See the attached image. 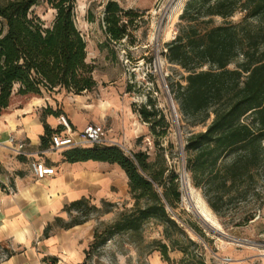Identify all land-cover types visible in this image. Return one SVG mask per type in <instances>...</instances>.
Here are the masks:
<instances>
[{
	"label": "trees",
	"instance_id": "16d2710c",
	"mask_svg": "<svg viewBox=\"0 0 264 264\" xmlns=\"http://www.w3.org/2000/svg\"><path fill=\"white\" fill-rule=\"evenodd\" d=\"M76 2L0 0V116L14 99L60 89L81 94L96 88L95 66L87 60V41L76 24ZM41 3L55 11L50 24L35 10ZM238 11L244 13L242 20L231 21ZM143 16L117 0H107L100 24L109 40L120 43L130 37ZM217 17L223 22L215 23ZM87 20H96L91 6ZM165 49L166 59L185 72L182 79L169 82L181 121L188 127H205L189 131L186 137V168L193 184L219 213L220 202L242 193L264 164V0H188L179 15L178 33L165 43ZM132 108L149 124L159 146L160 138L170 133L171 121L151 97L145 104L133 103ZM62 112L60 108L44 109L43 147L49 146L57 131L46 116ZM160 149L153 161L146 151L130 155L115 145L73 147L63 152L65 160L72 163L93 160L118 164L128 178L133 199V206L104 230H94L87 258L111 236L138 234L147 220L157 219L166 238L177 237L170 243L154 240L152 251H159L169 264L171 249L184 253L181 264H207L201 257L195 259L190 248L200 245L168 210L181 203L182 192L178 173ZM102 205L113 207L117 203L103 200ZM101 208L86 197L70 202L64 207L70 218L57 216L45 227L44 238L57 227L69 229L87 222L90 214ZM189 224L205 237L198 224Z\"/></svg>",
	"mask_w": 264,
	"mask_h": 264
},
{
	"label": "rangeland",
	"instance_id": "374dc122",
	"mask_svg": "<svg viewBox=\"0 0 264 264\" xmlns=\"http://www.w3.org/2000/svg\"><path fill=\"white\" fill-rule=\"evenodd\" d=\"M106 1L77 0L75 10L76 24L87 41V60L95 66L96 88L81 94L60 89L52 93L44 92L41 97L51 101L56 109H59V103L66 104L84 125L105 123L108 137L124 145L126 150L121 149L127 154L146 151L153 161L160 147L163 148L160 150L165 153L168 165L179 175L182 192L181 203L175 208L168 207V210L200 245L199 248H190L196 255L195 259L201 257L207 264H264V247L261 246L264 244V164L250 184L242 189V193L238 192L231 198L225 197L220 202L219 213L211 208L202 189L193 184L186 168V137L189 131H200L205 127H188L181 121L177 105L170 99L169 82L182 79L185 72L170 63L164 55L165 43L178 33L179 15L184 7L179 14L169 18L177 0H117L125 8L143 12L144 20L131 30L128 39L116 43L108 39L100 24ZM90 6L96 17L93 22L87 20ZM35 10L48 24L54 19L55 11L46 3H41ZM243 14L238 11L230 20L239 22ZM222 22L220 17L215 19L217 24ZM150 97L172 123L170 133L160 138L159 146L155 145L149 124L143 122L132 108L133 103L138 106L145 104ZM105 173L111 178L105 199L117 205L107 207L102 205L104 198L91 197L93 204L102 206L100 211H93L88 220L98 231L104 230L123 210L133 206L125 172L115 168ZM183 174L184 180H188L192 187L188 195L185 192L187 190H184L186 181L182 178ZM6 182L11 185L9 178ZM14 190L12 187L6 192L13 193ZM189 196L192 198L189 199ZM198 203H204L210 209L228 238L217 235L204 223L194 206ZM191 222L202 228L205 237L191 229ZM32 234L33 238L28 239L25 245L12 244L9 239L0 242V264H72L64 260L66 251L56 250L59 241H46L43 234L37 231ZM176 237L175 234L172 238H166L161 222L149 219L138 234L119 233L111 236L104 245L93 250L88 258L86 256L82 264H169L159 251H152L155 247L152 242L163 240L170 243ZM88 240L83 237L84 243ZM65 242V246L69 247V239ZM10 253H14L13 257L6 262ZM183 256L182 251L171 249L170 264H181Z\"/></svg>",
	"mask_w": 264,
	"mask_h": 264
},
{
	"label": "crops",
	"instance_id": "0c3cea01",
	"mask_svg": "<svg viewBox=\"0 0 264 264\" xmlns=\"http://www.w3.org/2000/svg\"><path fill=\"white\" fill-rule=\"evenodd\" d=\"M48 104L56 110L51 101L41 96L25 100L14 99L0 116V242L9 239L12 244L25 245L28 239L33 238V231L43 234L45 227L57 216L68 220L70 215L64 211V207L74 200L83 197L91 199L92 196L107 200L105 193L111 178L105 172L109 169H122L118 164L104 161L68 162L63 155L66 149H52L51 140L49 146L43 147L41 137L45 134V129L42 113ZM59 108L74 129L81 130L86 126L66 104L59 103ZM58 118L59 115L50 114L46 116V121L53 129L61 130ZM98 124L106 127L105 123ZM11 136L24 141L33 158L54 167V174L37 179L30 166L31 157L18 156L10 148ZM7 178L11 181L10 188L15 189L13 193L6 192ZM90 225L87 221L69 229L57 227L50 237L44 239L54 243L59 241L60 245L56 250L66 251L64 260L81 264L93 240L95 228ZM83 237L89 240L84 243ZM67 239L69 247L65 246ZM12 257L13 255L8 257L6 262Z\"/></svg>",
	"mask_w": 264,
	"mask_h": 264
},
{
	"label": "built area",
	"instance_id": "2783aa9c",
	"mask_svg": "<svg viewBox=\"0 0 264 264\" xmlns=\"http://www.w3.org/2000/svg\"><path fill=\"white\" fill-rule=\"evenodd\" d=\"M58 119L62 129L57 130L51 137L50 147L54 150L94 145H118V147L126 150L124 145L108 137V130L102 124L89 123L83 129L76 130L72 127L66 115L61 114ZM9 143L10 148L16 155L31 157L30 166L37 179H43L54 174V167H49L42 160L33 158V154L27 151V144L24 141H18L15 136H11ZM130 155L132 154L130 153ZM5 189H11L7 182L5 183ZM261 246L264 247V244Z\"/></svg>",
	"mask_w": 264,
	"mask_h": 264
},
{
	"label": "bare ground",
	"instance_id": "6f19581e",
	"mask_svg": "<svg viewBox=\"0 0 264 264\" xmlns=\"http://www.w3.org/2000/svg\"><path fill=\"white\" fill-rule=\"evenodd\" d=\"M184 3H185V0H177L174 4L173 11H171V13L169 14V18H172L175 15L179 14L180 11L182 10V8L184 7L183 6ZM184 181H186V182H184V185L186 186V189H184V190H187L185 192H187V195H188L189 193H191L192 187L189 184L188 180H184ZM188 198L191 199L192 197L189 196ZM194 206L196 209H201L202 214H199L198 212L197 213L200 215V217L204 221V223H206L208 226H210V228H212V230L215 231L216 233H218L219 235H221V236L225 235V232L222 230L220 224L217 222L216 217L213 216L210 209L208 207H206V205L204 203H198V205L194 204Z\"/></svg>",
	"mask_w": 264,
	"mask_h": 264
},
{
	"label": "water",
	"instance_id": "95a60500",
	"mask_svg": "<svg viewBox=\"0 0 264 264\" xmlns=\"http://www.w3.org/2000/svg\"><path fill=\"white\" fill-rule=\"evenodd\" d=\"M169 95H170V99H171V101L173 100V98H172V96H171V93H170V90H169ZM182 178H183V180H184V174H183V176H182ZM196 211L199 213V214H202L201 212V209H196ZM198 214V215H199ZM200 216V215H199ZM209 228H210V226H209ZM210 229H212V228H210ZM215 232V231H214ZM216 233V232H215ZM217 235H219L218 233H216ZM222 237H226V238H228V236L227 235H222Z\"/></svg>",
	"mask_w": 264,
	"mask_h": 264
}]
</instances>
